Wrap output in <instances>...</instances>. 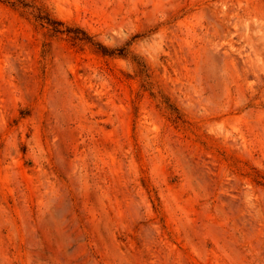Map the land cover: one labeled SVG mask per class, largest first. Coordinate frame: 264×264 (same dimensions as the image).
I'll list each match as a JSON object with an SVG mask.
<instances>
[{"label":"rangeland","instance_id":"rangeland-1","mask_svg":"<svg viewBox=\"0 0 264 264\" xmlns=\"http://www.w3.org/2000/svg\"><path fill=\"white\" fill-rule=\"evenodd\" d=\"M27 1L115 53L0 0V264H264V0Z\"/></svg>","mask_w":264,"mask_h":264},{"label":"trees","instance_id":"trees-1","mask_svg":"<svg viewBox=\"0 0 264 264\" xmlns=\"http://www.w3.org/2000/svg\"><path fill=\"white\" fill-rule=\"evenodd\" d=\"M4 2H8L10 3L12 6L17 7V8H21L23 10L29 11L31 10V12H33L34 16L36 17L37 20L42 21L43 24H47V26L50 27V29L54 32V33H66L68 35H72L74 38L76 39H80V40H86L88 42H91L93 45H95L96 47H98V49L105 53V54H114L115 51L114 50H110L108 47L100 44V43H96L93 41L92 37L90 35H88V33L83 30L80 27H71L69 25H67L65 22L54 18L49 11H47L45 8L38 6L37 4L34 3H30L27 0H3ZM126 52L124 49H121L119 54L124 55ZM140 66L141 70V74H145V65L143 63H138ZM146 76H148L146 74Z\"/></svg>","mask_w":264,"mask_h":264}]
</instances>
